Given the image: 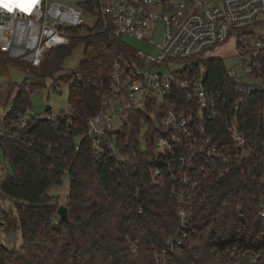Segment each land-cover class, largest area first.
Listing matches in <instances>:
<instances>
[{"label":"trees","instance_id":"16d2710c","mask_svg":"<svg viewBox=\"0 0 264 264\" xmlns=\"http://www.w3.org/2000/svg\"><path fill=\"white\" fill-rule=\"evenodd\" d=\"M79 44L85 47L83 59L77 72L67 77L72 81L71 113L31 120L22 130L27 139L0 137V149L13 173L2 175L0 192L15 202L13 230L20 231L22 239L19 248L0 244V264H264V218L258 214L261 199L264 202L263 155L251 158L252 163L230 166L221 178L216 173L195 176L199 183L196 199L201 202L191 213L190 222L195 224L186 225L184 239L178 235V197L171 193L177 185L165 180L160 188L149 180L153 135H147L145 145L137 140L139 114L133 117L130 130L119 137L124 163L96 157L86 136V119L99 111L97 80L106 77L111 51L122 47L121 43L81 28L73 30L67 45L48 51L39 68L21 64L20 58L6 62L34 71L40 79L56 71ZM202 64L209 86L226 90L221 118L210 129L214 138H221L226 120L236 117L239 131L256 132L260 145L264 138L262 99L255 95L234 112L224 61L211 59ZM41 86L27 79L22 82L3 127L29 111L28 95ZM64 175L70 179L68 222L59 219L58 204L48 194L50 188L62 185ZM0 216L10 229L9 212ZM177 235L181 245L169 252ZM162 250L167 254L156 257Z\"/></svg>","mask_w":264,"mask_h":264},{"label":"built area","instance_id":"2783aa9c","mask_svg":"<svg viewBox=\"0 0 264 264\" xmlns=\"http://www.w3.org/2000/svg\"><path fill=\"white\" fill-rule=\"evenodd\" d=\"M4 2L0 0V5ZM261 15L264 0H39L29 12L0 6V53L39 68L48 51L67 45L73 30L81 28L121 43L111 51L106 77L97 80L100 108L86 119V136L96 157L124 163L119 137L130 130L135 114L141 116L137 140L145 145L147 135H153L149 180L160 188L165 180L177 185L171 193L178 197V235L184 239L186 225L195 224L190 222L191 213L201 202L196 199L195 176L216 173L221 178L230 166L264 156V138L258 145L256 132L241 133L236 117L226 120L221 138H214L210 129L221 118L226 90L209 86L202 64L223 60L222 53L229 49V56L236 58L235 66L225 71L231 84L228 94L234 97L232 109L237 112L259 96L264 130V40L250 27ZM84 17L95 19V24L87 27ZM129 41L142 42L155 53L135 49ZM180 65L183 68L177 69ZM70 113L69 107L42 117L28 111L2 127L0 137L27 139L22 130L31 120ZM116 120L120 125L113 129ZM258 214L264 218L263 199ZM0 235L8 236L7 221L1 216ZM178 235L169 252L181 245ZM0 244L5 246L4 241ZM155 254L164 257L167 251Z\"/></svg>","mask_w":264,"mask_h":264},{"label":"rangeland","instance_id":"374dc122","mask_svg":"<svg viewBox=\"0 0 264 264\" xmlns=\"http://www.w3.org/2000/svg\"><path fill=\"white\" fill-rule=\"evenodd\" d=\"M86 26H92L95 24V19H91L88 17H84ZM250 27L257 37H260L264 40V15H261L255 22L250 23ZM130 44L135 49H144L150 53H155V49L149 46H146L142 42L137 41H129ZM154 43H159L158 39L153 41ZM84 45L79 44L75 47L73 52L66 56L62 63L59 65L56 71H52L49 74H46L44 77L42 76L40 79H36V75L34 71L30 72L31 77H28L27 80L31 83L36 82L41 84V87L35 88L32 92L29 93V113L32 117H42L46 115V110L50 109L51 111L57 110H66L69 107V86L71 84V80L67 77L73 75L77 72V69L80 65V62L83 59V51ZM224 60L225 66L227 68H233L236 64V58L229 56V49H225V51L221 55ZM23 64L29 65V63L25 60ZM183 68V66L177 67V69ZM240 74V71H238ZM4 76V75H0ZM23 82V77L15 72L11 77L8 78V81L3 85L1 82L0 88V118H2V114L9 110L13 100L15 99L19 86ZM1 120V119H0ZM120 125V121L116 120L113 122V129L118 128ZM0 179L3 174L12 175V171L9 165L8 160H6L3 156V152L0 149ZM70 179L67 175L63 176L62 185L54 186L50 188L48 194L53 196L59 206H66L67 197L69 193ZM1 212H9V222L10 229L7 227L8 236L1 237L0 241L5 242V246L9 249L19 248L22 243L20 231H14V221L16 217V206L15 202L6 198L0 192V213Z\"/></svg>","mask_w":264,"mask_h":264},{"label":"crops","instance_id":"0c3cea01","mask_svg":"<svg viewBox=\"0 0 264 264\" xmlns=\"http://www.w3.org/2000/svg\"><path fill=\"white\" fill-rule=\"evenodd\" d=\"M7 58H12V57L9 54L6 55V54L0 53V75H4V76H0V84L2 82L4 85L8 81V78L11 77L12 74H14L15 72H18L23 77V81L26 80L28 77H31L30 72L27 70H24L18 64L6 62ZM23 62L24 61L21 60V64ZM0 88H1V85H0ZM8 111L9 110L5 111L2 114V118H0L1 119L0 129L3 127V119L6 116Z\"/></svg>","mask_w":264,"mask_h":264},{"label":"snow or ice","instance_id":"6c2138e0","mask_svg":"<svg viewBox=\"0 0 264 264\" xmlns=\"http://www.w3.org/2000/svg\"><path fill=\"white\" fill-rule=\"evenodd\" d=\"M38 2L39 0H24V2H20V0H6L0 6L5 7L10 12L16 8L23 12H29Z\"/></svg>","mask_w":264,"mask_h":264},{"label":"water","instance_id":"95a60500","mask_svg":"<svg viewBox=\"0 0 264 264\" xmlns=\"http://www.w3.org/2000/svg\"><path fill=\"white\" fill-rule=\"evenodd\" d=\"M56 213L62 222H68V209L66 206H59Z\"/></svg>","mask_w":264,"mask_h":264}]
</instances>
